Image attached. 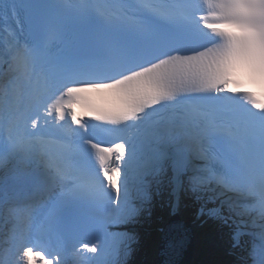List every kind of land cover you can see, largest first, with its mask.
I'll list each match as a JSON object with an SVG mask.
<instances>
[{
  "label": "snow or ice",
  "instance_id": "snow-or-ice-1",
  "mask_svg": "<svg viewBox=\"0 0 264 264\" xmlns=\"http://www.w3.org/2000/svg\"><path fill=\"white\" fill-rule=\"evenodd\" d=\"M32 7L36 38L22 50L28 64L47 59L48 43L56 36L46 6L33 0ZM142 8V18L96 51L56 61L45 81L52 95L37 97L57 123L71 122L69 137L90 146V164L49 161V178L65 187L62 205L69 214L87 205L114 221L136 211L128 207L136 145L106 146L83 136L79 130L90 133L92 125L85 119L90 118L101 126L147 129L154 143L191 139L193 130L204 152L221 142L227 146L228 186L244 195L258 194L264 211V0H181L179 7L168 0H142ZM160 21L168 26L161 28ZM250 84L261 94L248 90ZM39 125V117L32 120L29 135L37 138ZM157 147V159L137 164L138 184L160 168L166 152L163 143ZM80 223L87 226V218ZM56 243L54 251L48 239L22 241L14 264H68L71 249L59 235ZM84 250L96 254L102 244L83 243L76 251ZM0 264H8L2 254Z\"/></svg>",
  "mask_w": 264,
  "mask_h": 264
},
{
  "label": "bare ground",
  "instance_id": "bare-ground-1",
  "mask_svg": "<svg viewBox=\"0 0 264 264\" xmlns=\"http://www.w3.org/2000/svg\"><path fill=\"white\" fill-rule=\"evenodd\" d=\"M65 2L67 3L68 0H66ZM67 4H68V3H67ZM141 11H143V9H141ZM111 15L115 17V16H116V13L113 11V12L111 13ZM22 68H23V67H22ZM25 70H27V69H25ZM47 154H48V155H47ZM45 155H46L47 157H49V153H46V152H45ZM15 156H17V155H15ZM5 192H6L5 188H4L3 186H0V197H1ZM8 197L10 198V196H8ZM214 203H215V201H214ZM188 210L190 211V212H188L189 214H190V213L193 214L194 209L191 208V209H188ZM195 213H196V211H195ZM7 217H9V216H7ZM8 221H9V220H8ZM5 224L9 225V223H7V222H6ZM247 225H248V223H247ZM253 236H254L255 238H259V239H261L260 236H256V235H254V234H253Z\"/></svg>",
  "mask_w": 264,
  "mask_h": 264
}]
</instances>
